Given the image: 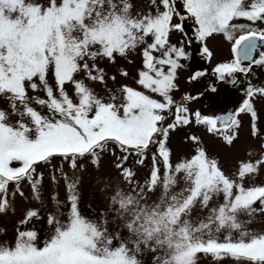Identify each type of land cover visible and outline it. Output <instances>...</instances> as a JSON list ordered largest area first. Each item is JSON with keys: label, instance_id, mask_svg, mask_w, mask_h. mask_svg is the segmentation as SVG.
I'll use <instances>...</instances> for the list:
<instances>
[{"label": "snow or ice", "instance_id": "6c2138e0", "mask_svg": "<svg viewBox=\"0 0 264 264\" xmlns=\"http://www.w3.org/2000/svg\"><path fill=\"white\" fill-rule=\"evenodd\" d=\"M183 7L187 15L180 19L193 21L207 57L213 55L208 39L220 35L231 44L232 60L214 70L219 80L236 85L237 73L264 69V0H183ZM177 15L175 0H147L143 8L134 0H0V215L15 212L25 183L41 200L44 176L37 167L55 157L73 170L90 157L98 168L115 145L123 154L116 167L128 185L127 191L112 187L108 209L89 217L80 209L78 179L57 169L69 193L65 219L26 211L19 224L43 220L48 234L41 240L34 226L18 227L9 241L0 233V264H198L201 256L215 264H264V229L250 227L264 218V183L254 182L264 171V151L240 162L233 178L198 136L188 137L197 147L178 163L168 147L170 131L193 123L232 145L241 115L256 120L254 100L264 98V86L249 83L240 107L226 115H202L177 103L172 93L178 70L189 58L170 40L173 32L185 31L174 22ZM138 49L136 83L146 91L123 85L105 99L86 82L107 87L98 61L115 64ZM252 135H264L255 123ZM152 146V170L140 183L125 164L134 155L143 165ZM52 181L58 182L55 174ZM52 199L58 210L60 202Z\"/></svg>", "mask_w": 264, "mask_h": 264}, {"label": "rangeland", "instance_id": "374dc122", "mask_svg": "<svg viewBox=\"0 0 264 264\" xmlns=\"http://www.w3.org/2000/svg\"><path fill=\"white\" fill-rule=\"evenodd\" d=\"M134 2L137 8H143L147 0H134ZM175 7L177 13L180 15H177L174 18V22L187 24V26L184 27L185 29H189L190 26L194 29L193 21L191 19H186L184 21L180 19V16L187 15L183 7V0H175ZM170 40L171 43L176 44L177 46L182 45L189 57L188 59L181 60L183 67L178 70L176 81L178 87L172 93L173 99L177 103L186 104L191 112L204 109L208 116H213L215 110L210 105L213 97H210L209 100L204 102L203 98L199 101L198 97H195V99L184 100L181 98V95L186 94L187 97H193L200 93L197 88L192 86L196 80L189 78V72L192 69H198L204 66L208 71H211L217 66V64L229 62L231 57V44L225 41L220 35L208 39L205 42L206 46L213 53L209 58L203 52L204 44H201L200 42H188L182 32H173ZM200 47L202 48L200 52L201 54L198 51ZM98 63L107 73V87L98 83L86 82L105 99L108 98L109 91L116 93L123 85H128L140 91H146L136 83L138 72L142 68V55L140 49L127 58H118L115 64H111L106 60L98 61ZM122 71H127L128 76H122ZM82 76L83 74H81V77ZM111 76H115L116 80L113 81L109 79ZM207 82H210V80ZM66 88L70 95H74L71 85H67ZM40 95L43 96V93H40ZM152 95H154V98L160 99V97L155 96V94ZM173 119V117H170L165 123H172ZM204 130V126L193 123L186 127H179L174 131H170L168 147L172 152L173 164L190 157L194 153L197 146L188 139V137L192 135L200 138L202 142L200 146L205 148L209 157L217 159L225 173L233 178H235L234 173L237 171L240 162L255 160L262 151L261 140L256 136L252 137L244 133L242 136L238 137L232 145H228L222 137L211 136L205 133ZM156 152L157 146L150 147L143 165L136 162L138 157L134 155L130 156L127 160L125 167H130L136 172L135 179L138 182L144 183L149 177L153 166L152 156ZM249 153H251V155H249ZM122 155L123 154L115 145H110V151H107L102 155L98 168L92 163L90 157L78 160L77 168L75 170L70 167L68 161L62 160L59 157L53 158L52 162L48 165L38 166L37 171L43 173L44 176L41 200H36L33 197L30 186L25 183L23 185L24 196L20 197L18 195L15 199V212H10L7 215H0V233L5 234L6 238L11 241L15 238L16 229L18 227L21 230H26L34 226L36 230H38L41 240L46 238L48 227L43 220L34 221L31 224L23 226L19 224V221L24 217L26 211L30 209L38 210L42 217H46L49 212H56L61 220L65 219L69 193L66 189L65 181L60 178V173L57 169H62L71 179H78L80 209L84 215L95 217L100 212L107 210L109 207V197L112 194V187L119 185L125 191L128 190V185L124 182L119 169L116 167V164L119 162L118 157H121ZM157 161L160 165L161 176H163V162L159 157H157ZM53 174L57 176L58 182L56 183L52 181ZM254 182L257 184L264 183V171H261L259 176L255 178ZM109 185H111V187H108ZM246 186H248L247 181ZM159 195L160 189H157L155 195L152 196V199L155 200ZM53 196H55L60 202L58 210L56 203L52 199ZM258 221L260 222L250 225L253 230L259 231L264 229V218H258ZM221 238H223V235H221ZM147 259L150 261L151 256L149 255ZM198 264H215V262L211 257L201 256ZM223 264H233V262L231 260H225Z\"/></svg>", "mask_w": 264, "mask_h": 264}, {"label": "flooded vegetation", "instance_id": "af4514ba", "mask_svg": "<svg viewBox=\"0 0 264 264\" xmlns=\"http://www.w3.org/2000/svg\"><path fill=\"white\" fill-rule=\"evenodd\" d=\"M186 26L187 24H184V27ZM183 35L186 37L188 42H199L198 40H196L194 29L191 26L189 29H185ZM201 49L202 48L200 47L198 50L199 53L201 52ZM232 58L233 54L231 53L230 61L232 60ZM216 67L217 66H215V68ZM215 68L211 71H208L207 68L204 66L198 69H192L189 72L190 79L196 72L204 73L203 76L197 79H192L196 80V82L193 83L192 86H194L200 91L199 94H196L193 97H198L199 101L203 98L204 102L209 100L210 97H213L210 102V105L215 110V114L213 116L226 115L229 112L236 111L240 107L242 101L245 99V90L248 87L249 83L257 87L264 86V69L255 68L253 73L247 75L237 73L236 76L238 83L236 85H233L227 80H219L217 74H215ZM208 80H210V82H207ZM211 87H215L216 90L213 92L211 90ZM185 97H187L186 94L181 95V98L184 99ZM254 107L257 111L256 120L253 122L249 114H242L240 117L241 126L239 129L238 137L242 136L244 133L255 137L252 135L253 123H255L256 127L261 130L262 134H264V98L257 96L254 100ZM198 111H200L202 115H207L204 109H199ZM204 129V132L211 136L221 137L219 135L209 133L205 126ZM256 137L261 140V149L262 151H264V148H262V145H264V135Z\"/></svg>", "mask_w": 264, "mask_h": 264}]
</instances>
